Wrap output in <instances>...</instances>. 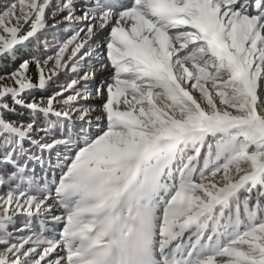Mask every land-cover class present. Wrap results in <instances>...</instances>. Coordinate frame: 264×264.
I'll use <instances>...</instances> for the list:
<instances>
[{"label": "snow or ice", "instance_id": "obj_1", "mask_svg": "<svg viewBox=\"0 0 264 264\" xmlns=\"http://www.w3.org/2000/svg\"><path fill=\"white\" fill-rule=\"evenodd\" d=\"M4 61L0 264H264V0H0Z\"/></svg>", "mask_w": 264, "mask_h": 264}, {"label": "trees", "instance_id": "obj_2", "mask_svg": "<svg viewBox=\"0 0 264 264\" xmlns=\"http://www.w3.org/2000/svg\"><path fill=\"white\" fill-rule=\"evenodd\" d=\"M49 38H51V37H49ZM3 64L6 65L7 67H0V72H3V71L10 69L11 65L9 64V62L4 61ZM61 79L63 80L64 78L62 77Z\"/></svg>", "mask_w": 264, "mask_h": 264}]
</instances>
